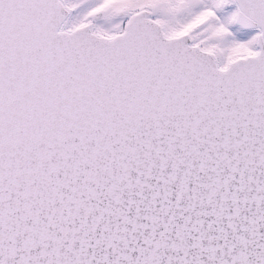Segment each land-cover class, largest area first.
I'll list each match as a JSON object with an SVG mask.
<instances>
[{"label":"snow or ice","instance_id":"1","mask_svg":"<svg viewBox=\"0 0 264 264\" xmlns=\"http://www.w3.org/2000/svg\"><path fill=\"white\" fill-rule=\"evenodd\" d=\"M0 264H264V0H0Z\"/></svg>","mask_w":264,"mask_h":264},{"label":"water","instance_id":"2","mask_svg":"<svg viewBox=\"0 0 264 264\" xmlns=\"http://www.w3.org/2000/svg\"><path fill=\"white\" fill-rule=\"evenodd\" d=\"M234 7V6H233Z\"/></svg>","mask_w":264,"mask_h":264}]
</instances>
